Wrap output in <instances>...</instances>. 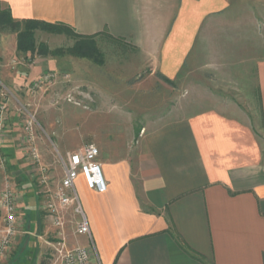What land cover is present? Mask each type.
I'll return each mask as SVG.
<instances>
[{"label":"crops","instance_id":"obj_1","mask_svg":"<svg viewBox=\"0 0 264 264\" xmlns=\"http://www.w3.org/2000/svg\"><path fill=\"white\" fill-rule=\"evenodd\" d=\"M233 2L0 0V10L8 11L17 22L64 25L97 44L100 38H107L111 44L104 51L112 61L119 59L122 73L134 77L148 69L145 82L160 80L174 85L191 67L200 37L208 35L207 26L233 8ZM249 8L246 19L262 20L264 37V2L257 16ZM262 52L254 68L264 126V40ZM102 55L101 64L95 65L105 66L110 61ZM30 70L25 80L31 83L42 72L32 77L34 68ZM20 81L16 77L12 86ZM181 115L162 120L151 129L141 126L135 130L137 138L132 144L127 142L130 129L120 123L103 125L95 140L79 142L73 148L63 146L64 154L50 151L48 155L37 140L49 175L56 161L68 153L89 143L97 146L105 192L88 189L81 177L75 183L90 229L95 264H264V150L255 128L231 111L218 108ZM84 122L88 126L86 118ZM21 138L19 131L17 142L22 148ZM1 148L7 162L2 177L12 181L19 209L26 211L22 220H26V237L16 243L17 249L26 239L27 252L28 238L33 235L43 242L50 234L54 243L59 231L50 227L49 218L42 213L45 193L36 189L23 148V152L19 150L22 162L8 134ZM67 220H72L70 213ZM64 234L68 247L88 248L91 244L86 237L75 236L73 226H67ZM41 244L32 264H40ZM50 252L45 256L50 258L52 249Z\"/></svg>","mask_w":264,"mask_h":264},{"label":"rangeland","instance_id":"obj_2","mask_svg":"<svg viewBox=\"0 0 264 264\" xmlns=\"http://www.w3.org/2000/svg\"><path fill=\"white\" fill-rule=\"evenodd\" d=\"M263 2L264 0H235L233 8L208 25V35L200 37L193 55L194 61L190 62L191 67L187 68V72L174 85H166L160 80L157 83L145 82L148 69H142L134 77L129 73H122L124 69L121 68L119 59L112 61L110 53L104 51L111 44L107 38H100L98 44L93 40L99 46L101 60L102 54L107 55L106 59L110 60L105 66H99L91 61L69 56L39 57L38 54L45 50L50 53H66L72 48L76 39L65 33L35 30L33 40L38 48L35 54L30 56L18 53L15 50L18 33L8 26H0V104L6 105L4 134L11 137L16 150L23 152L17 141L19 131H23V109H26L38 124L36 134L39 143L47 148L48 155L50 151L64 154L61 150L63 146L73 148L79 142L95 140L96 134H102V126L109 123L126 125V129H130L126 132L127 142L132 144L137 138L135 130L141 126L151 129L167 118L218 108L231 111L250 123L264 150V126L260 119L254 68L257 58L263 54V21L246 19L248 6L257 16L263 9ZM248 29L251 31L249 37ZM248 41H251V46H248ZM15 60L20 65L12 70L11 62ZM31 68H34L32 77L36 72H42L34 81L45 71L68 74L70 81L31 91L33 81L30 83L25 80L26 73ZM120 72L122 74L119 75ZM16 77L21 81L13 87ZM173 112L176 115H171ZM85 118L89 121L88 126L84 122ZM87 145L96 146L92 143ZM20 151L18 155L22 162L25 157L21 153L22 158ZM0 155L5 158L2 148ZM29 168L31 170L30 165ZM32 175L38 190V178L33 173ZM3 178L0 172V182ZM50 178V186L60 179L58 161L50 168ZM20 215L22 220L26 219V211L20 209ZM20 230L16 243L26 237V220L22 222ZM51 239V235L46 234L41 242L33 235L28 238L27 252L26 239L19 249L15 243L4 264H32L41 243L44 253L40 252L42 256L39 262L49 264L50 258L45 255L51 253L50 246L46 245L51 244Z\"/></svg>","mask_w":264,"mask_h":264},{"label":"built area","instance_id":"obj_3","mask_svg":"<svg viewBox=\"0 0 264 264\" xmlns=\"http://www.w3.org/2000/svg\"><path fill=\"white\" fill-rule=\"evenodd\" d=\"M30 61V59L28 60ZM20 63L12 61L11 69L15 70ZM32 67V66H31ZM70 76L65 73L46 72L31 83V91L41 90L53 86L58 82H68ZM23 109V108H22ZM6 105L0 104V148L4 142V122ZM25 117L21 145L24 157L31 166V171L38 178V184L45 193L42 206L43 213L49 218L50 227L58 230V239L47 244L53 251L49 264H95L92 255V241L88 222L80 204L75 183L81 177L86 187L97 193L106 190L101 164L98 162L99 151L94 145L84 146L82 149L68 153L58 160L62 177L50 190V175L48 167L42 164L37 146L38 124L33 115L23 109ZM6 159L0 155V172H6ZM0 264H4L11 248L15 245L21 233L22 218L18 206V193L12 181L5 176L0 189ZM69 213L72 220H67ZM73 226L75 236L86 237L91 244L88 248L82 246L68 247L64 230Z\"/></svg>","mask_w":264,"mask_h":264},{"label":"trees","instance_id":"obj_4","mask_svg":"<svg viewBox=\"0 0 264 264\" xmlns=\"http://www.w3.org/2000/svg\"><path fill=\"white\" fill-rule=\"evenodd\" d=\"M0 26H8L12 31L17 32L16 50L18 53L33 56L38 49L34 44V31L41 30L49 33H65L76 39L72 48L67 50L66 53L42 51L41 56H69L79 59L91 60L95 64H101V55L97 50L94 42L90 38L79 37L70 31L64 25L47 24L41 21L24 20L14 21L10 17L8 11H0ZM40 48V47H39ZM42 48V47H41Z\"/></svg>","mask_w":264,"mask_h":264}]
</instances>
